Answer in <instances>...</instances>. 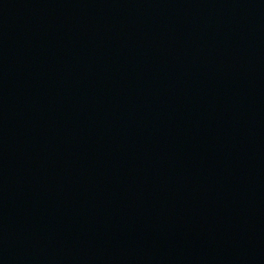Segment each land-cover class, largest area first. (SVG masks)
I'll return each instance as SVG.
<instances>
[{
  "label": "water",
  "instance_id": "obj_1",
  "mask_svg": "<svg viewBox=\"0 0 264 264\" xmlns=\"http://www.w3.org/2000/svg\"><path fill=\"white\" fill-rule=\"evenodd\" d=\"M0 264H264V0H0Z\"/></svg>",
  "mask_w": 264,
  "mask_h": 264
}]
</instances>
